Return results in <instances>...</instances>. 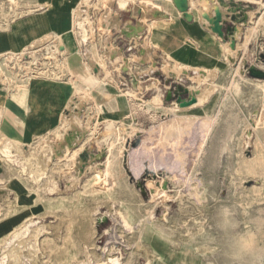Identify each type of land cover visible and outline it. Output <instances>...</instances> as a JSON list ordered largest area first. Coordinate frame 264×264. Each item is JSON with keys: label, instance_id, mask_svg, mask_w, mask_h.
I'll use <instances>...</instances> for the list:
<instances>
[{"label": "rangeland", "instance_id": "obj_1", "mask_svg": "<svg viewBox=\"0 0 264 264\" xmlns=\"http://www.w3.org/2000/svg\"><path fill=\"white\" fill-rule=\"evenodd\" d=\"M207 2L208 15L212 16L215 1ZM241 2L248 20L237 25L243 24L239 36L226 30L236 23L229 14L223 18L228 22L224 36L215 33L224 43L225 52L231 48L236 51V60L227 63L221 57L214 78L209 77L206 68L213 64L204 67L183 63L162 46H147V36L142 40L136 32L129 34L131 27L120 29L133 45L121 39L120 50L111 44V50L105 49L115 59V67L108 64V69L118 87L95 84L89 90V105L80 114L84 123L101 117L125 119L130 132L122 133L120 121L115 123L117 129L110 130L109 122H105L97 125L92 134L89 132L86 150L80 156L88 161L87 153H100L96 160L100 165L82 176L73 168L74 161L42 164L44 154L49 153L45 149L56 142V131L26 146L15 145L16 158L20 157L18 165H25V173L19 167L12 169L0 158V172L20 173L23 187L9 191L0 183V222L18 219L25 197L31 196L33 203L44 206L41 213L26 219L32 222L28 234L6 242L13 228L23 227L21 221L0 241V260L6 256V264H157L161 255L156 243L164 240L174 248H184L193 264H199L197 258L202 264H264V164L258 161L260 153L254 146L257 134L264 138V88L256 84L264 80V75L252 71L264 70V18L261 20L263 9L258 3ZM10 3L11 0H0V20L3 15L22 11V3ZM92 6L97 8L98 18L97 14L94 18L101 29L99 18L106 9L102 11V6L95 3ZM114 6L107 10L113 12ZM225 7L231 8L229 2L222 10ZM132 8L130 5L129 11ZM147 9L149 13L144 11L136 17L137 27L150 31L148 15L153 8ZM0 32L4 33L3 27ZM91 34L89 44L82 46L83 53L102 55L99 36ZM50 44L39 48L38 66L61 72L64 57L56 45L50 48ZM145 48L149 53L142 62ZM159 49H163L164 56L157 53ZM209 56L214 59V50ZM9 63L8 74L14 78H21L30 67L26 60L20 61L22 67L18 61ZM239 65L240 72L236 69ZM60 75L68 77L66 73ZM76 83L82 90L87 87L77 78ZM207 85L203 107L187 106L175 112L174 119L168 108L179 105L176 92ZM181 95L190 99L189 92ZM156 97L160 106L154 107L149 100ZM128 98L132 100L128 102ZM205 115L209 117L202 118ZM256 117L261 128L258 131L254 128ZM249 132L253 142L247 145ZM2 141L4 137L0 135ZM161 149L164 157L158 152ZM53 181L59 189L49 195L46 187Z\"/></svg>", "mask_w": 264, "mask_h": 264}, {"label": "bare ground", "instance_id": "obj_2", "mask_svg": "<svg viewBox=\"0 0 264 264\" xmlns=\"http://www.w3.org/2000/svg\"><path fill=\"white\" fill-rule=\"evenodd\" d=\"M51 1H54V0H47L45 3H42V4H36L35 3V4H32V5H28L27 6V10L24 9L22 11L15 12V14H12V15H8V16H6V15L4 16L3 15V19L0 20V28L3 27L4 28V34L7 35L9 32L13 31V28L16 26L17 21L20 20L21 18H24L27 15H32V14H35V13H46V12H48V10H50V8L52 6H54V3L51 2ZM77 1H78L77 5H74V7L72 8V11H71V13H72V21H73L72 31L74 32V34L75 33L77 35L79 34L78 35L79 36L78 37V44H79V47H82L83 45L88 43V40L90 38V33L87 30L88 28H86V24L87 23H93L90 20V16L91 15L89 14L90 13L89 9L92 7V5L90 3L91 0H77ZM100 1H105L106 3H111L112 5L114 4V2L118 1L119 4L122 7H128V5L132 4L133 5V10L132 11H133L134 17H139V13L144 14L143 13L144 11L149 13V10L147 9L148 7L153 8V10H150V14L152 13V11H154V12L155 11H161V13L162 12H166V11H170V12H177L179 15L182 14V12H180L176 8L173 0H143V1H147V2H149V1H155L157 3L159 2V3H161L163 5L162 9H156L154 6H152L151 4H148V3L145 4V5H142L139 2L140 0H98V2H100ZM188 1H189V6H190L189 13L191 15H194L199 20V22H201L205 26V28L208 29L210 32H212L214 35H215V33L211 29L212 24H211L210 19L208 17H210V18L214 17L215 14H216V10H220L223 18H224V16H226L228 14L229 15H234L236 17H238V15H242V12L229 11L228 7H225V9L223 8V10H222L221 7L223 5L227 6V2H229L231 0H214L215 1L214 2L215 7H214V12H213L212 16L208 15L209 7H208L207 0H188ZM234 1L235 2L247 1V2H251V3H258L263 9V16H262L261 20L264 18V0H234ZM10 4L11 5H14V4L16 5V4H19V3H18V0H11ZM28 4H29V2H28ZM80 5H83L82 9L79 8ZM13 11H14V9H13ZM68 21L69 20H67V22ZM112 21H113V13L109 12V11H106V13L102 14V16L100 17V20H99V26L101 27L103 33L107 34L108 36H110L112 27L114 26V22H112ZM234 21L236 22V23H234V26L236 27V30L233 32L234 33L233 35L235 37H238L239 36L238 31L240 30V27H238L237 25L240 22L238 20H234ZM159 23H160V21L157 20V19H154V20L151 21V23H150V32H149V35L145 39V42L147 43V46L153 45V44L154 45H158L152 39L151 33H152L153 29L159 25ZM246 25H248V24L246 23ZM90 27H93V26H90ZM134 29L135 28L131 27L130 28L131 31L130 30L128 31L129 34L132 33V32H135ZM93 30H94V28H93ZM93 30H91V32ZM94 31L92 32L91 35H93ZM248 36L249 35H247V38H246L247 40L249 39ZM250 36H251V34H250ZM36 40L33 43L31 42L32 44L27 46V47H25V46L24 47H20L18 45L17 46L13 45L8 51L0 52V81H1V83L5 82V84H7V86L9 85V87H8V88H10V93L9 94L13 95L15 92H17L19 90V88L21 89V87L22 88L23 87H28L30 82L33 79H36V78H39V77H46V78L51 79V80L62 81L65 78H62L63 74L60 75V73L61 72L62 73H66V71H69L68 75H69L70 78L69 79H65V80H67L70 89H72L73 95H72V97H70L69 101L67 102L66 109H65L66 111L63 112L62 115H60V117L62 116V119H61L59 127L55 130L56 134H57L56 142H54V144H52V146L47 147L48 149L47 148L45 149V151H48L49 153L48 154H46V153L44 154V155H46V157L42 161V164H44L45 166L48 165V164L50 165V164L54 163L56 160H58V161L59 160L60 161H66L65 164H69L68 162L74 161L75 165H73V168L77 169V171L79 172V176H82L85 173H88L86 171L94 172L99 167L100 164L97 163L96 160H92V159L101 157V154H99L98 157H97L96 154L87 153L88 156H89L88 157V161H84L82 159V157L80 156V154L85 152V150H86L85 146H86V142L88 140L89 132H91V134H92L94 132V128L97 125L99 126L100 121L97 119V120H92V122L84 123V121H83L84 118L83 119L81 118V114L80 113L83 110V107L86 104H89V101L91 100L89 90H93L95 84L105 83V84L110 85L114 89H117V87H118V84H116L112 79H110V71L108 69V64H111L113 67H115V65H114L115 59L112 58L111 55L109 53H107V51H105V49L106 50L109 49V43L108 42H104L102 44L103 45L102 46L103 47V51H102L103 53H101L102 55H100V54H98L96 52L94 54H92V55L88 54V53H85L84 55H85V58H86L87 61H85L83 63V65H82V67L80 69H76V68H74L72 66V63H71V61L73 59L72 58H71L72 60L69 59V57L67 55L68 49H67V47L65 45L64 34L59 33L57 31V32H53V33L47 34L43 39L41 38V40H38V41H36ZM53 40H57L58 41V43L56 45L57 51L64 57L63 63L61 64L62 65V69L60 70L61 72H56L55 70L51 71V70H49V68L45 69L46 67L38 66V60H39L38 53H39V50H40L39 48L41 46L50 44V41L53 42ZM230 40H232V39H230ZM42 48H44V47H42ZM224 49H225V46H224L223 43L219 44L218 48H214L213 50L215 52V57H213L214 59L210 58L212 60L213 65L211 66V68L204 66V67H206L208 69V73H210L209 77H211V78H214L219 72V66H218L217 63L219 62V59L221 57L225 61H227V63L234 62L236 60V59H234L235 56L233 57V52L234 51H233L232 48L229 49L228 52H225ZM79 53L81 55H83L82 54V50H80V49H79ZM148 53H149V50L147 48H145L144 52L142 53V57H141V61L142 62L146 61ZM203 58H206V57H203ZM11 60L18 61L19 63H17V64H18L19 67H22V64L20 63V61L21 60L22 61L26 60L28 63H30L29 64L30 67L27 68L28 72L26 74H24L21 78H20V76H18L17 78H14L13 76L9 75L8 74V71L10 69V63L9 62ZM94 68H97V71H95ZM240 68H241V65L237 66L236 69H237L238 72H240L239 71ZM257 70H261V69L257 68ZM261 71H264V70H261ZM100 74H103L105 77L101 78ZM73 75H76L77 80L85 83V85L87 87L82 90L78 86V84L75 82V79H74ZM19 81L25 83V86H20L19 83H18ZM256 84H259V86L264 88V80L263 81H258V82H256ZM208 85L205 86V87L201 86L199 88L190 87L188 89L189 95L196 99V101L193 104H191V106H199L200 105L201 107H203V100H205V98L207 97V95H205V94H206V90L209 87ZM207 94H208V92H207ZM131 100H132L131 98H128V102L131 101ZM149 104L154 106V107L160 106V99L156 97L155 100H149ZM133 105L135 107V104H133ZM127 106H128V103H127ZM139 106L141 107L140 103H139ZM185 107H187V106L183 107V106H180V105H176V106L169 107L168 109H169V111L172 112V115H173V117L175 119V117L177 116L175 114V112L182 111ZM2 111H3V108H2V105L0 104V119H1V116H2ZM76 111H78L77 114H74V112H76ZM206 117H209V116L205 115L202 118H206ZM257 117H259V116H257ZM257 117L254 120V123H256V125H254V128L257 129V131H258L261 128L259 129L260 122L257 120L258 119ZM119 121L121 122V124H123V128L121 129V130H123L122 133L123 132L124 133L125 132L129 133L130 131L128 130L127 125L125 124V119L118 120V117H113V118H109L108 120H106V122H109L110 130L111 129L112 130L113 129H117L115 123H117ZM130 128L134 129V125L130 126ZM62 131H64V132H62ZM115 133L116 132L114 131V133H112V134H115ZM124 135H126V134H124ZM42 136L43 135H38L37 139L42 138ZM263 139H261V136L259 134H257L255 142H254L255 148L260 153L259 156L257 157V159L260 162V164H264V143H263ZM252 142H253L252 141V133L249 132L248 133L247 145L251 144ZM18 144H19V142L4 137V141H2L0 143V158L2 160L6 161V163H8V165L12 169L16 168V170H17V167H19L21 169L20 171L22 173H25V170L27 168L25 167V165H22L21 167H20V165H18L20 162L17 161L18 157L16 158L17 154H15V152H16L15 151V147L18 146ZM139 144L141 145V142ZM99 147H101V146H99ZM158 152L164 157V155H165V151L164 150L161 149ZM158 152L155 153L156 156L158 155ZM19 154H20V152H19ZM128 154H129V152H128ZM128 154H126V155H128ZM29 163H32V162H29ZM245 163H247V162L245 161ZM23 164H24V162H23ZM39 164L41 165V161L39 162ZM84 169H85V171H84ZM100 174H103V172H101ZM21 177H22V175L20 173L17 174L14 171L10 170V173H8V175L5 178H1L0 181H1V184L4 187L9 188V191H11V190H21V189H23V187L21 185L22 184ZM30 177H32V176H30ZM75 181H77V180H75ZM73 184H74V182H73ZM35 188H34V185H33L32 189H35ZM58 189H59L58 183L53 181V182H50V184H48V186L46 187V192L49 195H53L55 192L58 191ZM22 197H24V196H22ZM30 198H31V196H30ZM19 199H21V198H19ZM33 200H34V198H33ZM12 212H14V211H12ZM11 214H13V213H11ZM31 223L32 222L30 220H26V219L23 220V227H21L20 229H14L13 228L11 237L6 242L11 243L15 239L21 238L22 235L28 234L29 233L28 230L30 231V226L32 225ZM38 234H39V232H38ZM8 245H6V246H8ZM86 249L88 250V248H86ZM14 257H15V255H14ZM15 259H16V257H15ZM111 261L113 263H117L116 259H112ZM6 263H7V257L5 256V257H3L0 260V264H6ZM80 264H82V263H80Z\"/></svg>", "mask_w": 264, "mask_h": 264}, {"label": "crops", "instance_id": "obj_3", "mask_svg": "<svg viewBox=\"0 0 264 264\" xmlns=\"http://www.w3.org/2000/svg\"><path fill=\"white\" fill-rule=\"evenodd\" d=\"M46 1L47 0H20L18 2L22 3V10H27L28 5L35 3L42 4ZM51 2L54 3V6H52L48 12L35 13L21 18L17 21L13 31L9 32L7 35L0 32V52L8 51L13 45L27 47L35 42L36 39V41L41 40V38H44L47 34L58 31L59 33L64 34L65 45L68 49L67 55L69 59H73H71L72 66L76 69H80L83 63L87 60L82 47H79L78 44L79 34H74L72 31L73 21L71 13L72 8L78 1L54 0ZM139 2L142 5L147 3L151 4L156 9L163 8V5L159 2H147L143 0H140ZM94 3L101 5L102 11L103 9L108 11L107 8L109 6L112 7L115 5L114 11L112 12V22H114V26L112 27L110 36L103 33L102 29L96 27L98 19L94 18V14H97L98 18V13L96 12L97 8L94 9V6H92L89 9V14L91 15L90 20L92 21V19H95L93 22V28L95 31H93L99 36V42L101 45L104 42L109 43V50L112 48L110 44L116 46L120 50L121 39H125L128 43L133 45L128 39L122 36L123 34L120 31L122 27L129 26L135 28L134 31L142 40L149 35L150 31L147 27H137L138 18L134 17L133 11H129L128 9L132 4L128 5V7H122L121 5L118 6V1L114 2L112 5L105 1L98 2V0H91V4L93 5ZM128 11L130 13H128ZM152 13L148 15V24L154 19L160 21L159 25L155 27L151 33L152 39L159 46H162V48L171 52L175 59L183 63L195 66H208L213 64L212 60L209 58V54L214 48H218L219 44L222 42L219 37H216L212 32L206 29L194 15H192V18H188L184 17L183 14L179 15L177 12L170 11L162 13L161 11H152ZM133 19L135 22H132ZM67 20H69L68 22L70 24ZM90 26H92V23L86 24V28H88L87 30L91 34L92 29ZM241 26H243V24L240 25V28ZM129 30L130 29L128 28V31ZM57 43V40H53L49 47L54 48ZM88 44L89 43L83 46H87ZM140 46L142 47V45ZM133 48L134 46L131 49ZM79 49L82 50L83 55L79 53ZM44 51L48 50L45 49ZM121 51L123 52V50ZM157 53L164 56L163 49H159ZM68 73L69 71H66L67 75ZM73 77L76 82V75H73ZM65 78H69V75ZM8 87L9 85L7 86L5 82L1 83L0 81V104L3 108L0 119V135L23 145L34 143L38 135H45L55 131L59 127L62 119V116L60 117V115L66 111L67 102L73 95L72 89H70L67 80L55 81L46 77L33 79L28 87L15 92L13 95L9 94L10 88ZM99 121V125L101 126L106 122V118L101 117ZM99 154L100 153L96 154L97 157ZM97 159L98 158H93L92 160ZM7 175L8 173L6 171H1L0 179L5 178ZM10 196H13L12 199L15 198L14 194ZM25 198L26 202L22 205V210L17 214L19 216L18 219L12 221L13 219L8 218L0 222V241L6 237V234L11 231L18 222H21L30 216L35 217L43 211V204H36L33 203L29 197ZM156 245V248L161 255V260L157 264H193L192 256L189 255L184 248H174L164 240L157 242ZM197 260L199 264H202L198 258Z\"/></svg>", "mask_w": 264, "mask_h": 264}, {"label": "water", "instance_id": "obj_4", "mask_svg": "<svg viewBox=\"0 0 264 264\" xmlns=\"http://www.w3.org/2000/svg\"><path fill=\"white\" fill-rule=\"evenodd\" d=\"M173 1H174L176 8L180 12H182L184 17L192 18V15L189 13L190 6H189L188 0H173ZM229 5L231 7V8H229V11L242 12V15H238V17L232 15L231 16L232 20H238L240 23H245L248 20L246 8L244 6H242L241 1L235 2L234 0H231V1H229ZM208 18L210 19V22L212 24V27H211L212 31L214 33H217L219 36L223 37L224 36V28H225L224 25L228 24V22L223 21V17H222L220 10H216V14L214 17H212V18L208 17ZM226 30H227V32L230 33V35H233L234 34L233 32L236 30V27L234 25L228 26L226 28ZM252 71L258 75L259 74L264 75V71L257 70L255 68H252ZM188 92H189L188 88H185L181 94H183V93L186 94ZM171 94H172L171 92L168 93V98H170ZM181 94L176 92L177 102L179 103L180 106H183V107L189 106L196 101V99L194 97H191V96H190V99H184ZM83 157H86V156L83 155Z\"/></svg>", "mask_w": 264, "mask_h": 264}, {"label": "built area", "instance_id": "obj_5", "mask_svg": "<svg viewBox=\"0 0 264 264\" xmlns=\"http://www.w3.org/2000/svg\"><path fill=\"white\" fill-rule=\"evenodd\" d=\"M56 54H58V53H56ZM47 58V57H46ZM49 59V58H48ZM52 64V63H51Z\"/></svg>", "mask_w": 264, "mask_h": 264}]
</instances>
